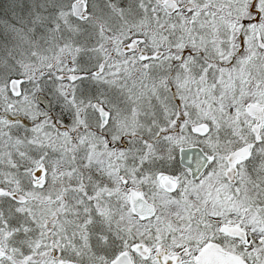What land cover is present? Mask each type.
<instances>
[{"label":"snow or ice","instance_id":"1","mask_svg":"<svg viewBox=\"0 0 264 264\" xmlns=\"http://www.w3.org/2000/svg\"><path fill=\"white\" fill-rule=\"evenodd\" d=\"M0 264H264V0H0Z\"/></svg>","mask_w":264,"mask_h":264}]
</instances>
